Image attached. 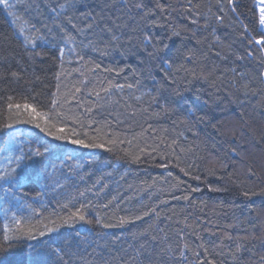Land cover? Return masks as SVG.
<instances>
[{"label": "trees", "instance_id": "1", "mask_svg": "<svg viewBox=\"0 0 264 264\" xmlns=\"http://www.w3.org/2000/svg\"><path fill=\"white\" fill-rule=\"evenodd\" d=\"M256 3L18 0L17 27L0 7V171L48 149L36 182H0V264H261L264 47L243 35L262 28ZM25 103L68 139L26 122ZM77 209L90 222L64 224Z\"/></svg>", "mask_w": 264, "mask_h": 264}, {"label": "snow or ice", "instance_id": "2", "mask_svg": "<svg viewBox=\"0 0 264 264\" xmlns=\"http://www.w3.org/2000/svg\"><path fill=\"white\" fill-rule=\"evenodd\" d=\"M228 2L230 4H233L234 0H228ZM0 6H3L5 10H10L13 7L9 3V0H0ZM63 7L64 6L61 5V8ZM136 7L142 8L143 5L137 4ZM156 7L162 9L163 6L157 3ZM254 8H259V17H258L259 24L261 26H264V0H257V3L254 5ZM235 10H236L235 7H233L232 11L235 12ZM221 11H223V9H221ZM8 14L9 16L14 17L13 19L14 24H16L19 21V17H15V13H13L12 11H9ZM148 14H149L148 12H145V16H147ZM216 19L219 22H222L221 17L217 16ZM24 23L26 24L27 22H24ZM32 27L34 28V26ZM73 27L75 28L76 25H73ZM90 27L91 25H89V28ZM17 31H18V34L21 37H23L24 44L26 46H30V50L28 52L29 59L43 58L45 53L42 50L40 51L36 50V40L42 39V38L34 37L32 35L26 34V28L24 24H21ZM256 31H257V34L255 36H250L248 26L247 25L243 26V35L249 38V43L251 44L254 42L255 45L264 47V27ZM173 34H178V33H173ZM72 39L73 38L70 34H66V40L70 41ZM145 39L147 40V37ZM60 51L63 52V49H61ZM11 76L13 78H16L18 76V73L12 72ZM77 91H79V89H77ZM11 100L12 98L9 97V101ZM52 104L56 105L57 101L53 100ZM13 107L19 110L21 105L19 104L13 105L12 103H9V109L11 110ZM23 109L28 116V120L26 122L35 123V126L37 128H40L41 131L45 132L49 136H54L58 140L68 139V135L65 129L63 128H56L55 131H52L48 127H43V128L41 127L38 121L41 119H45V117L48 115L47 113L38 111L35 106L28 104V103H25L23 105ZM8 127H11V124H9ZM55 127L56 126L54 124L51 125V128H55ZM72 143H79L85 147H103V144H96V143L84 144V142L81 140H72ZM46 152H48V149L46 147L43 149V152L40 151L39 147L29 148L27 152H25L23 148H20L18 150V154L9 155L7 159L10 160L14 164V167L10 166L9 168L5 170L0 171V182H3L9 185V187H13V188L23 187L25 185H30L36 182L41 176L40 165L43 163L42 160L37 159V158L42 157L44 153ZM169 175H171V173H169ZM185 175H187V173H185ZM196 179H199V177H196ZM198 190L199 189H196V188L193 189V191H198ZM211 190L218 191L219 189H211ZM245 195H247V193H245ZM185 199H187V197H185ZM82 207H86V206H82ZM75 220L85 221L86 223L90 222L86 220L83 214H81V210L77 209L76 211L72 212L71 217L64 220L63 223L67 224L68 226H71V224L74 223ZM125 222L126 221H123V220L121 221V223H125ZM51 223H52L51 227L45 225V228L43 230H37L33 226H28L23 229H18L17 233H14L12 236H9L6 233L4 235V241L10 244L13 239H18L20 238L21 235L28 239H35L37 235L45 236L46 234L56 232L59 225L55 221H52ZM96 223H100L98 218L96 219ZM108 226L110 225H107V224L104 225V227H108ZM241 247L242 245L238 243L236 246V252H239ZM3 250H5L4 245H0V251H3ZM53 251L57 255H59L58 250L53 249ZM233 259H235V256H233ZM260 260H261V264H264V256H261ZM30 264H47V261L42 260V259H37L35 261H30Z\"/></svg>", "mask_w": 264, "mask_h": 264}, {"label": "rangeland", "instance_id": "3", "mask_svg": "<svg viewBox=\"0 0 264 264\" xmlns=\"http://www.w3.org/2000/svg\"><path fill=\"white\" fill-rule=\"evenodd\" d=\"M17 2H18V0H9V3H10L13 7L16 5ZM0 7H2V8L4 9L3 6H0ZM13 7H12V8H13ZM12 8H11V9H12ZM11 9H10V10H5V9H4V11H5V13L7 14V16H8V18H9L11 24H12L14 27H15V26L17 27L18 22H20V21H18L16 24L13 23V19H14V17H13V16H9V14H8V12L11 11ZM258 11H259V8H258ZM12 12H13V11H12ZM15 17H17V16L15 15ZM261 27H264V26H261Z\"/></svg>", "mask_w": 264, "mask_h": 264}]
</instances>
